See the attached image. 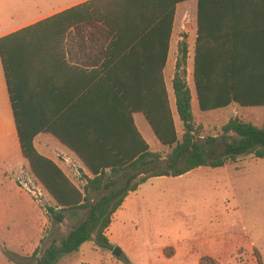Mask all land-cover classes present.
Masks as SVG:
<instances>
[{"label":"trees","instance_id":"obj_1","mask_svg":"<svg viewBox=\"0 0 264 264\" xmlns=\"http://www.w3.org/2000/svg\"><path fill=\"white\" fill-rule=\"evenodd\" d=\"M187 1L191 0H88L46 21L57 22L64 31L73 27L75 35L70 34L69 38L75 39L76 46L103 52L92 60L93 64L102 61L105 65L116 64L120 59L126 66L133 63L138 48L149 46L154 51L153 55H148V69L147 58L143 56V68L138 73L136 85L107 88L117 96V101L107 111L105 108L92 109L89 116L86 112L81 116L80 109H76L73 140L56 134L92 175V178L84 176L82 188L69 180L56 164L37 154L33 139L38 129L21 127L10 79L7 38L0 39V57L16 116L22 155L32 174L55 202L53 207H44L47 219L61 224L67 212L87 210L85 220L58 244L54 242L45 249L37 264H57L61 257L78 252L92 237L101 248L113 251L114 246L105 236L112 217L127 195L149 179L177 178L204 167L218 169L236 163L241 156L264 159V129L238 118L230 119L221 127L220 139L201 136L202 128L196 124L191 107L186 66L188 46L184 41L177 45L178 56L171 80L175 112L182 126V135L178 136L163 70L176 8ZM261 3L264 0H197L198 37L194 46L192 79L201 112L224 109L232 104L264 106L258 82L249 84L248 75L243 72L247 66H254V60L259 56L258 47L250 44L251 41L258 42V36L249 40L248 34L257 33ZM209 19L223 31L224 43H228V47H220L224 51L227 49L226 53L214 56V64L205 54L204 30ZM41 25L42 22L22 32ZM118 48L123 54L112 53ZM128 66L122 75L135 76ZM252 79L257 78L252 76ZM95 89H90L91 94ZM75 106L79 108L81 104L76 102ZM134 112L144 115L158 142L168 150L165 155L150 150L134 125L131 117ZM218 147H222L221 152ZM119 183L121 186L117 187ZM108 190H111L110 194L99 196ZM93 196L98 198L94 200ZM38 251L36 249L33 256ZM254 254L257 263L262 264L259 253L255 250ZM205 262L215 264L211 258L202 257L200 264Z\"/></svg>","mask_w":264,"mask_h":264},{"label":"rangeland","instance_id":"obj_2","mask_svg":"<svg viewBox=\"0 0 264 264\" xmlns=\"http://www.w3.org/2000/svg\"><path fill=\"white\" fill-rule=\"evenodd\" d=\"M39 1L11 0L14 8L18 6L16 9L20 10L25 3L31 6ZM47 1L62 6L75 0ZM186 15L187 26L192 28L194 14ZM186 15L180 6L166 70L179 137L182 126L176 117L170 79L178 56L176 39L182 37L180 23ZM192 57L189 45L187 83L194 93ZM193 105L195 122L201 126L204 139H220L221 127L233 118L264 129V107L232 104L202 113L195 101ZM148 141L152 152L162 155L168 152L156 138ZM221 151L222 147H218V152ZM24 170L28 179L17 183L21 193L14 189L8 193L7 184L0 187L4 189L0 191V264H37L45 249L54 242L58 244L87 216V210H77L67 212L61 224L49 221L44 207H53L55 202L31 175V170L27 167ZM80 174L79 179L74 175L68 178L82 188L85 182ZM120 186L121 183L117 187ZM110 192L104 191L99 196ZM112 219L111 229L106 230L105 236L113 239L114 248H120L119 257L113 256L112 250L101 248L92 237L78 252L61 257L57 264H200L202 257L211 258L215 264H258L255 250L264 264V159L241 156L236 163L222 168H198L181 177H162L145 183L129 194ZM36 249L39 251L33 256Z\"/></svg>","mask_w":264,"mask_h":264},{"label":"crops","instance_id":"obj_3","mask_svg":"<svg viewBox=\"0 0 264 264\" xmlns=\"http://www.w3.org/2000/svg\"><path fill=\"white\" fill-rule=\"evenodd\" d=\"M75 1L77 2L78 0ZM75 1L66 2L64 5L60 6L58 3L52 5L50 1L40 0L31 6L25 3L23 4V9L20 10V8L16 9L18 6L14 8L15 5H12L11 0H3L0 2V39L7 38L5 46L9 59L11 84L15 93L17 119L21 127L25 130H30L34 127L38 129L33 139L35 151L38 155L52 161L61 168L67 177H69V175L71 177L73 176L69 164H74L79 168L83 176L92 178V175L83 162L59 140L57 135L61 134L63 137L73 140V124L76 109H80L78 113H82L81 116H85V112L89 116V112H91L92 109L105 108L104 110L107 111L109 106H112V104L117 101V96L113 94V91H109L107 88L121 84L136 85L139 79L138 73L143 68V56L147 58L148 69V55H153L154 51L152 48H149V46L138 48L134 52L133 63L126 64V66L120 59L119 61L117 60L116 64L105 65V63H103L104 61L93 64L92 60L97 59L103 52H100V50L97 52L88 46H76L75 39L69 38L70 34L75 35V29L73 27L64 31L57 22H46L59 12L81 4L86 0L78 4H76ZM66 5H68V7L64 8ZM180 6H182L185 15L190 13V15L193 16L194 14V24L192 28L187 26L189 22L186 20L187 15L182 19V23H180L182 24V37L176 39L177 45L180 41L186 42L187 46L191 45L192 54L194 56V46L198 37L197 0L183 2L176 8L167 60L163 70L166 89V70L171 54L172 40L176 37L175 26L178 8ZM257 17L259 19L257 33H249L248 35L250 37L249 40L251 38L254 39L256 35L258 36V42L251 41L250 44L252 45V43H254V45L258 47L259 56L258 59L254 60V66H247L243 72L247 73L249 84L258 82L257 84L262 93V99L264 100V3L260 4ZM40 22H42L40 28L22 32V30ZM83 30L84 29H81L80 31ZM80 31L79 33L82 34ZM189 31H191L190 36H187ZM222 32L223 31L218 29L213 20L209 19L205 23L204 36L207 39L205 54L212 64H214V56H220L227 52V49L224 51L220 48L223 46L228 47V43H224L225 39ZM251 48L252 47H250V49ZM104 50L106 51V48H104ZM112 53L120 55L121 53L123 54V50L118 48L113 50ZM128 65H130V68L136 73L135 76L133 75V77L130 78L122 75L124 71L128 70ZM151 65H153V62ZM252 76L257 79H252ZM93 87H96V89L93 91V94H91L90 89ZM190 92L193 112L194 101L199 109L195 87L194 93L191 88ZM168 98L171 104L169 94ZM76 102L77 104H81V106H78L79 108L75 106ZM131 117L137 131L151 149L148 139H154L156 137L146 118L139 112L132 113ZM25 167L30 170L29 163L23 157L20 148L18 125L12 108L0 57V187L7 184L8 193L12 192L13 189L21 193L22 190L17 183H23L28 179L25 174ZM31 175L33 176V174ZM160 178L162 177L152 178L145 183L153 182ZM0 191H4V189L2 188ZM129 194L124 199L118 211L124 206L125 200H127ZM118 211H116L113 217L118 215ZM111 225L109 227L110 229ZM108 241H110V243L114 242L113 239Z\"/></svg>","mask_w":264,"mask_h":264},{"label":"built area","instance_id":"obj_4","mask_svg":"<svg viewBox=\"0 0 264 264\" xmlns=\"http://www.w3.org/2000/svg\"><path fill=\"white\" fill-rule=\"evenodd\" d=\"M69 166H70V168H71V170H72V172H73V175H74L77 179L81 178V174H80V172H79V168H78L76 165H74V164H69ZM82 176H83V175H82Z\"/></svg>","mask_w":264,"mask_h":264},{"label":"water","instance_id":"obj_5","mask_svg":"<svg viewBox=\"0 0 264 264\" xmlns=\"http://www.w3.org/2000/svg\"><path fill=\"white\" fill-rule=\"evenodd\" d=\"M112 254H113V256H115V257H119V256L122 254V251L120 250V248L115 247V248L113 249V251H112Z\"/></svg>","mask_w":264,"mask_h":264}]
</instances>
